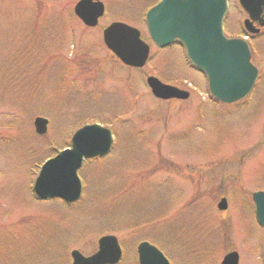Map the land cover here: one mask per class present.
Wrapping results in <instances>:
<instances>
[{
	"label": "rangeland",
	"instance_id": "374dc122",
	"mask_svg": "<svg viewBox=\"0 0 264 264\" xmlns=\"http://www.w3.org/2000/svg\"><path fill=\"white\" fill-rule=\"evenodd\" d=\"M79 1L0 0V264H72V251L91 256L106 235L122 244L119 264H139L144 241L171 264H220L233 251L240 264H264V229L250 206L264 191V84L236 105H217L183 48L152 43L146 13L159 0H101L107 13L92 30L74 16ZM239 7L231 0L228 35L244 33ZM117 21L150 44L143 70L124 68L104 45L103 30ZM149 76L190 99L155 100ZM38 117L49 121L44 136ZM102 121H113L116 143L80 170L82 199L37 201L40 166L79 128ZM226 194L228 211L209 217Z\"/></svg>",
	"mask_w": 264,
	"mask_h": 264
},
{
	"label": "water",
	"instance_id": "95a60500",
	"mask_svg": "<svg viewBox=\"0 0 264 264\" xmlns=\"http://www.w3.org/2000/svg\"><path fill=\"white\" fill-rule=\"evenodd\" d=\"M252 22L264 26V0H239ZM228 10V0H163L147 14L149 34L153 42L165 48L180 42L186 49L190 63L203 72L209 80V88L216 100L232 104L246 98L258 79V70L251 63L247 43L228 39L223 23ZM105 13L101 0H81L75 7L76 16L91 28L98 26ZM245 22L254 32L253 23ZM258 32V31H257ZM104 42L121 60L132 68H143L150 56V47L141 33L124 23H113L104 31ZM147 84L153 95L161 100H187L190 93L163 84L149 77ZM35 129L39 135L48 131L49 121L38 117ZM114 144L111 129L99 124L79 129L72 138L71 148L63 150L48 160L41 168L34 183L33 192L41 201L60 199L68 204L76 203L82 195L79 171L87 160L108 156ZM256 218L264 226V192L253 195ZM227 209V201L219 204ZM123 252L115 236L99 240V250L90 257L72 252L73 264H118ZM140 264H170L165 255L148 242L138 246ZM239 254H228L222 264H239Z\"/></svg>",
	"mask_w": 264,
	"mask_h": 264
},
{
	"label": "flooded vegetation",
	"instance_id": "af4514ba",
	"mask_svg": "<svg viewBox=\"0 0 264 264\" xmlns=\"http://www.w3.org/2000/svg\"><path fill=\"white\" fill-rule=\"evenodd\" d=\"M161 0H159L158 2H156L154 5H152V7L153 6H155L157 3H159ZM255 26L257 27V25L255 24ZM258 35L261 37V36H264V27H262V28H260V32L256 35V37H254V38H249L248 39V43H249V46H250V50H251V54H252V63L257 67V69L259 70V77H258V81H257V83H256V86H255V88H254V90H253V92L251 93V94H253L254 93V91H256V89L259 87V85L260 84H264V72H261V70H260V68L259 67H262V64H260V63H256L255 62V60H254V57H255V54H256V52H259V54L260 53H262L263 51H262V49H261V46H260V39H258ZM232 37H236V36H232ZM238 37H241V36H238ZM172 46H175V47H181L182 45L180 44V43H178V42H176V43H174ZM172 46H170V47H172ZM170 47H168V48H165V49H159V50H161V51H164V50H166V49H169ZM182 48V47H181ZM263 54V53H262ZM261 54V55H262ZM262 90V89H261ZM250 94V95H251ZM242 102V101H241ZM217 103V105L219 104V105H221V106H225V107H230V106H233V105H236V104H238V103H240V102H238V103H235V104H232V105H226V104H221V103H219L218 101H215V104Z\"/></svg>",
	"mask_w": 264,
	"mask_h": 264
},
{
	"label": "trees",
	"instance_id": "16d2710c",
	"mask_svg": "<svg viewBox=\"0 0 264 264\" xmlns=\"http://www.w3.org/2000/svg\"><path fill=\"white\" fill-rule=\"evenodd\" d=\"M115 58V57H114ZM84 58H80V59H78L79 61H78V63L77 64H79V63H81V68H82V70L84 69V70H86L87 72H89V68H91V66H90V63H88L87 61H85V60H83ZM113 121H110V122H105V121H102V123L104 124V125H111V123H112ZM115 122V121H114Z\"/></svg>",
	"mask_w": 264,
	"mask_h": 264
},
{
	"label": "bare ground",
	"instance_id": "6f19581e",
	"mask_svg": "<svg viewBox=\"0 0 264 264\" xmlns=\"http://www.w3.org/2000/svg\"><path fill=\"white\" fill-rule=\"evenodd\" d=\"M83 195V194H82Z\"/></svg>",
	"mask_w": 264,
	"mask_h": 264
}]
</instances>
